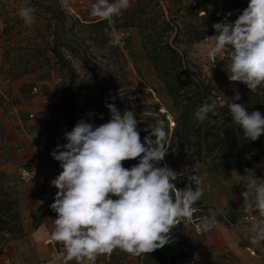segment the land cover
<instances>
[{"label": "clouds", "instance_id": "clouds-1", "mask_svg": "<svg viewBox=\"0 0 264 264\" xmlns=\"http://www.w3.org/2000/svg\"><path fill=\"white\" fill-rule=\"evenodd\" d=\"M130 6L131 0L91 3L90 16L107 21L105 33L110 46H119L120 34L111 26ZM35 11L26 4L18 14L30 27L35 23ZM230 16L232 12L212 25L216 34L210 36L213 42L207 47L209 62L216 65L218 58L227 53L231 61L229 81L242 82L250 92H256L264 85V0H248L234 21H229ZM234 93L231 99L224 96V100L212 99L198 106L194 122L203 124L218 105L227 107L232 122L242 129L243 138L255 142L264 135V114L249 112L244 104L237 103L240 93ZM105 106L111 114L107 122L97 126L83 118L78 120L71 131L64 133L66 143L57 144L51 152L61 171L50 182L57 189L50 205L57 215L48 242L60 244L62 250L52 256L49 264H96L99 256L110 257L117 249L135 257L162 249L173 242V229L182 222L192 223L193 205L206 191L198 170L187 175L185 187L178 188L177 172L167 163L161 166L172 145L165 120H158L142 141L134 111L121 113L114 103ZM130 160L138 163L124 167L123 162ZM244 171L243 213L259 216L251 225L249 241L261 245L264 182L255 168ZM221 211L210 210L199 217L197 231L213 230ZM194 259L199 260V255L195 254Z\"/></svg>", "mask_w": 264, "mask_h": 264}, {"label": "trees", "instance_id": "trees-1", "mask_svg": "<svg viewBox=\"0 0 264 264\" xmlns=\"http://www.w3.org/2000/svg\"><path fill=\"white\" fill-rule=\"evenodd\" d=\"M227 1L228 6L222 8L224 14L232 12L236 16L247 7L248 3V0ZM1 3L5 5L6 10L0 9V38L5 43L7 53L14 51L18 45L21 50L28 51L31 40H34L33 45L38 51L44 48L59 54L56 44L47 48L50 44L43 32L36 34L34 31L32 33L34 37L31 36V30L19 20L7 0H0ZM33 3L47 12H52L51 3L44 4L35 0ZM5 15H14L13 19L17 21H3ZM218 19L212 18L207 12L200 15V11L192 9L189 0H135L132 9H127L120 17L115 18L111 27L118 33L132 28L137 30L144 54L157 78L162 82L166 95L171 98L172 114L163 112L156 106L150 111L153 115L146 116L144 113L150 106L136 104L137 101L141 102L138 93L132 88H126L127 85L118 75L119 69L123 66L124 52L120 45L113 47L108 44V36L105 33V28L108 27L107 21L90 20L89 23H85V26L93 29V33L96 34L90 36V39L96 42L101 52L107 53L106 59L112 66H107L109 63L90 62L87 53L89 46H85L80 54L81 62L83 68L92 74L94 81L92 80L91 85H84L82 88L74 81L76 71L71 66L67 68L71 78L57 108L58 112H63L65 116H52L32 125L33 134L36 132L37 138L38 130L46 131L54 127L64 135L82 118L98 126L111 118L110 111L105 105L114 103L121 113L126 109L134 111L135 118L140 121L138 130L142 141L145 136L150 135L151 128L156 126L158 120H165L172 145L161 166L167 163L177 172L175 183L178 188L185 187L188 183L187 175L196 170L197 165L203 161H208L213 173L235 171L245 174V168H255L257 177L261 178L264 135L255 142L247 141L243 138L242 129L232 122L228 108L219 105L215 114L210 113L203 124L194 122L193 119L195 110L204 102L210 103L212 99L224 100L225 88L222 82L217 77H210L197 71L196 60L192 55L196 44L216 34L212 25L217 23ZM126 40H129V37ZM66 43L62 46H70ZM4 71L7 77L13 78L28 72L38 71L43 75L49 73L46 68H30L27 65L13 66ZM241 88L239 91L241 99L237 103L244 104L249 112L258 110L264 114V85L256 92H250L247 86L241 85ZM131 96L134 97V102ZM0 97L3 102L6 101L4 96ZM89 113L93 115L89 116ZM55 114L57 112L52 113ZM151 138L155 139L154 136ZM62 143L59 140L55 146ZM136 163L137 160H130L124 161L123 165L130 168ZM58 174L59 170L55 177ZM204 196L205 193L200 201L193 205L194 213L207 209V205L203 202ZM20 200L21 192L16 185H13L11 175L0 169V243L7 240V235L19 237L24 234ZM224 210L233 223L242 215L233 202H229ZM204 215L206 214H201L199 217ZM181 225L183 224L176 228ZM173 237L178 238L179 235L173 234ZM204 238L198 239L194 245L192 242L183 243L185 251L179 254L158 249L151 253L154 262L149 264H184L186 259L197 252ZM233 258L230 253L221 252L210 258L207 264H232Z\"/></svg>", "mask_w": 264, "mask_h": 264}, {"label": "rangeland", "instance_id": "rangeland-1", "mask_svg": "<svg viewBox=\"0 0 264 264\" xmlns=\"http://www.w3.org/2000/svg\"><path fill=\"white\" fill-rule=\"evenodd\" d=\"M7 3L11 10L15 11L19 20H22L18 14L22 6L30 4L34 7L36 9L35 23L28 26L31 36L34 37L32 34L34 31L36 34L40 31L43 32L49 40L50 46L47 48L56 44L59 54L44 48L38 51L33 45L34 40H31L28 51L21 50L18 45L14 51L7 53L4 47L5 43L0 38V96H4L6 99L3 102L0 97V169L11 175L13 185H16L21 192V199L31 191V197L36 193H45L51 197L53 203L57 189L50 182L55 178L56 172L59 170L60 173L61 169L59 162L52 158L51 152L59 140L64 144L66 139L62 132L50 127L46 131L38 130L39 135L32 140L31 127L52 116H65L63 112H58L57 108L71 78L67 68L71 66L76 71L74 80L76 85L80 84L82 88L84 85H91L92 74L83 68L80 56L85 46H89L87 53L90 62L108 64L109 61L106 59L107 55L105 54L107 53L101 52L96 42L90 39V36L96 34L93 33V29L85 26V23H89L90 18L80 0H49L44 4L51 3L52 12H47L35 5L33 0H7ZM189 3L192 9L200 11V15L207 12L212 18H219L217 22L224 20L225 14L222 8L228 6L227 0H189ZM5 8V5L1 3L0 9L4 11ZM13 16L5 15L3 21H17L13 19ZM236 18L234 13L228 17L229 21H234ZM119 34L121 37L119 45L124 52V58L118 75L121 81L127 85L126 88H132L138 93L141 102L137 101L136 104L150 106L144 116L153 115L150 111H153L156 106L163 112L172 114L171 98L166 95L162 82L157 78L151 63L146 58L137 30L132 28L119 32ZM127 37L129 40H126ZM212 42V38L209 37L194 46L192 55L196 60V70L210 77H217L225 88L223 98L231 99L235 94L234 90L239 92L242 89L241 84L228 79L230 73L227 74V72L231 61L227 53L222 58H218L216 65L209 62L207 47ZM63 43L70 46L63 47ZM19 65H27L30 68H46L49 73L43 75L38 71L28 72L17 78L5 75V69L8 70ZM107 66L111 67V62ZM133 98L131 99L134 102ZM53 112H57V114L52 115ZM208 168H210L208 161H203L197 165L196 170L199 174L207 172ZM20 169L29 173L27 181L20 177ZM203 202L205 205L207 204L204 198ZM216 209L207 204L206 210L193 213L192 223L182 222L183 225L175 228L173 234H178L179 237L174 238L172 243L162 249L171 254L183 253L185 251L183 243L192 242L194 245L198 239L205 237L198 246L197 252L186 259L184 264H207L210 258L221 252L211 253V249L205 243L206 233L198 232L196 225L201 214L208 215L210 210ZM55 215L57 214L55 213ZM241 218L242 215L233 223L225 210L216 217L218 222L225 221L228 226L247 223H242ZM195 254L199 255V260L194 259ZM130 260L133 264L154 262L151 253L139 257L130 255ZM232 264L242 263L234 257Z\"/></svg>", "mask_w": 264, "mask_h": 264}, {"label": "crops", "instance_id": "crops-1", "mask_svg": "<svg viewBox=\"0 0 264 264\" xmlns=\"http://www.w3.org/2000/svg\"><path fill=\"white\" fill-rule=\"evenodd\" d=\"M38 1L46 3L49 0ZM92 2L93 0H80L86 9L89 20H99L90 16ZM134 4L135 0H131L128 10L132 9ZM261 173V179L264 182V162L261 164ZM199 175L206 187L204 199L208 205L224 211L226 205L233 202L238 211L242 215H246L243 213L241 195L245 190L241 184L243 173L235 171L213 173L208 168L207 172L199 173ZM51 204V197L45 193H36L31 197V191H29L22 197L20 212L24 234L19 237L7 235V240L0 243V264H49L52 256L61 252L60 244L48 242V233L53 228V221L56 218L55 212L50 208ZM255 214L257 215L256 220H258V213ZM254 221L234 226H228L225 221L218 222L213 230L206 233L205 243L213 253L228 252L242 264H264L263 243L252 245L249 241L250 229ZM249 248L256 250V254L251 255L248 251ZM97 259L100 264H133L130 255L119 249L115 250L110 257L99 256ZM70 264H76V262L72 261Z\"/></svg>", "mask_w": 264, "mask_h": 264}, {"label": "built area", "instance_id": "built-area-1", "mask_svg": "<svg viewBox=\"0 0 264 264\" xmlns=\"http://www.w3.org/2000/svg\"><path fill=\"white\" fill-rule=\"evenodd\" d=\"M242 86H246L245 84H243L242 82H239ZM19 175L20 177L27 181L28 180V175L29 173L26 171V170H22L20 169L19 170ZM257 219V215L255 213H252L251 215H242V218H241V221L242 223H245V222H250V221H253V220H256ZM263 248H264V243H263ZM249 252L251 255H255L256 254V250L254 249H250L249 248ZM96 264H100L99 260L97 259V262Z\"/></svg>", "mask_w": 264, "mask_h": 264}]
</instances>
